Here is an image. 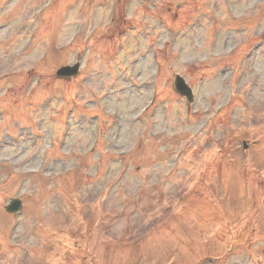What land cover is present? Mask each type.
<instances>
[{
	"label": "rangeland",
	"instance_id": "1",
	"mask_svg": "<svg viewBox=\"0 0 264 264\" xmlns=\"http://www.w3.org/2000/svg\"><path fill=\"white\" fill-rule=\"evenodd\" d=\"M0 152V264H264V0H0Z\"/></svg>",
	"mask_w": 264,
	"mask_h": 264
},
{
	"label": "water",
	"instance_id": "2",
	"mask_svg": "<svg viewBox=\"0 0 264 264\" xmlns=\"http://www.w3.org/2000/svg\"><path fill=\"white\" fill-rule=\"evenodd\" d=\"M79 71V64L74 65L73 67H63L57 71V77L59 78H70L77 76ZM175 91L182 97H186L188 102L193 101V96L191 90L187 87L184 80L177 76L174 82ZM21 210V204L17 200H12L11 203L6 207L8 213H17Z\"/></svg>",
	"mask_w": 264,
	"mask_h": 264
},
{
	"label": "bare ground",
	"instance_id": "3",
	"mask_svg": "<svg viewBox=\"0 0 264 264\" xmlns=\"http://www.w3.org/2000/svg\"><path fill=\"white\" fill-rule=\"evenodd\" d=\"M1 146H2V144H1ZM3 147V146H2ZM0 155H2L1 154V152H0ZM1 158V157H0ZM20 161H22V160H20ZM20 171H22V170H27L28 172H32L31 170H29L28 169V165H26V162H20V169H19Z\"/></svg>",
	"mask_w": 264,
	"mask_h": 264
}]
</instances>
